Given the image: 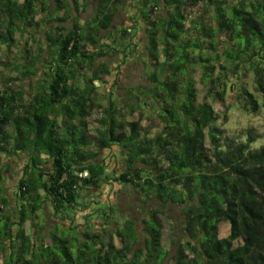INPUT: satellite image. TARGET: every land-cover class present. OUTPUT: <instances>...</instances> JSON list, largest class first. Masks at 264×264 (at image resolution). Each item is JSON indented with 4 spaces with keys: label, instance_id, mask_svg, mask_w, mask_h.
I'll return each mask as SVG.
<instances>
[{
    "label": "trees",
    "instance_id": "trees-1",
    "mask_svg": "<svg viewBox=\"0 0 264 264\" xmlns=\"http://www.w3.org/2000/svg\"><path fill=\"white\" fill-rule=\"evenodd\" d=\"M88 2L0 0V62L14 74L0 87V264H163L164 218L176 245L170 264H264V144L251 145V129L226 139L212 105L232 89L242 110L264 106V0H137L138 18L119 27L125 0H96L81 23L73 11ZM140 30L141 82L121 90L120 107L111 90L100 105L96 83L121 66L113 54L125 62L126 35ZM28 39L35 46L22 48ZM95 110L93 137L85 130ZM145 110L160 124L153 137L140 125ZM113 148L119 159L108 166L95 159ZM16 173L11 199L5 180ZM107 183L135 193L140 221L109 215L105 200L83 214H98L99 229L77 221L93 187ZM43 204L54 231L38 220Z\"/></svg>",
    "mask_w": 264,
    "mask_h": 264
},
{
    "label": "rangeland",
    "instance_id": "rangeland-1",
    "mask_svg": "<svg viewBox=\"0 0 264 264\" xmlns=\"http://www.w3.org/2000/svg\"><path fill=\"white\" fill-rule=\"evenodd\" d=\"M88 6L87 9L84 10V12H74L73 15H78V18L80 19V22L82 23L84 20L90 17L91 15V5L95 3L96 0H88ZM53 2V1H52ZM53 4V3H52ZM137 4V0H135L132 4L130 0H125L124 6L120 8L118 11L114 21L117 24H122L124 25L127 23V16L132 17V19L138 18L137 16V8L135 7ZM162 4V2H161ZM133 5V6H132ZM194 11V10H193ZM60 14V12H58ZM43 14H39L36 16L37 19H39L40 16ZM135 21V20H134ZM118 26V25H117ZM46 25L42 22L40 23L39 27L37 28L36 32L37 35L35 36L36 38L41 37L43 34L44 30L46 29ZM119 27V26H118ZM32 28H29V31H32ZM132 33L128 32L126 35V38L129 40L131 39V45L126 46V53L128 52V58L122 60V54L116 53L113 54L110 58V62L112 67L115 68V64H120L121 66L117 69H112L113 71L111 74H103L102 79L103 83L97 82L96 85L98 87L99 91V97H100V105L105 106L107 102V91L111 90V98L116 101L118 107L121 105V101L117 98L118 95L120 94L121 90H125L131 85H135L139 82H141V74L143 73V70L141 67L144 66V60L146 61L145 57V50H144V45H145V36L144 33L140 31L136 32V37H131ZM43 36V35H42ZM17 37V35H16ZM26 37V35L24 36ZM104 42H107L105 38L102 39ZM28 44L23 43V46L27 47H33L35 44L31 41V39H28ZM136 45V46H135ZM17 48H12L13 53H15ZM4 52V51H3ZM11 53V57L12 54ZM4 54V53H3ZM118 54V55H117ZM10 55V54H9ZM14 57L15 54H13ZM144 58V60H143ZM7 58L5 57L3 61L7 62ZM6 62H0V87L3 85L2 84V78H5L7 76H14V74H10L12 72L9 71V68L6 66ZM243 82H246V84L249 86L250 85V75L247 73H243V76L241 78ZM23 79L21 78H16V79H8L7 84L8 85H14L18 83H22ZM15 86V85H14ZM250 87V86H249ZM115 92V94H114ZM198 92L199 94L203 93V90L198 87ZM213 108L215 110V113L219 115V119L217 120V125L223 130V135L226 139H236L240 141L241 139H245L247 137V129H251L252 132L255 135L254 140L252 141V146H259L261 144H264V106H261L260 110L257 113H251L249 111H244L240 108V102L236 98V93L230 89L224 96L222 100H215L213 102ZM124 113V112H123ZM124 118L126 120L128 119H134L137 120L139 115L135 112L131 116L127 115L124 113ZM100 113L95 110L92 112L91 116L88 118L87 122L88 125L86 126V132L88 135H91L95 137L97 136V128L99 127L98 125V118L100 117ZM225 117V119L223 118ZM140 125L144 127L145 132L149 137H153L155 133H157L160 130V124L158 120L155 118L154 115L151 114L149 110L143 111V116L140 121ZM8 129V127H6ZM82 132V131H81ZM78 134V133H77ZM224 141V139H223ZM93 151L95 150V146L91 144L89 146ZM114 155H108L109 153L105 150L100 151L98 153L99 156L95 158L96 160H104L105 162L104 165H107V158L115 156V158L119 159V152L115 148L112 149L110 152ZM113 160V158H112ZM111 161H109L110 163ZM17 166L20 164L17 162L15 163ZM108 166V165H107ZM109 168V167H108ZM109 169L105 171V173H109ZM13 172V171H12ZM18 176V173L15 175L10 174L7 176L5 183L7 185V192L10 194V198H13L14 194V189L13 185L16 183V177ZM93 191L95 194L87 197L85 200L89 202V207L83 212H79L77 214L78 218L77 221L79 223H84L87 224L91 219L93 221V224L96 226V229H99V223H100V218L98 217V214H96L97 217H92L91 219L85 220L83 218L84 213H89L94 210L97 206L103 207L104 200L105 201H110L114 202L113 203V211H109V215H115V217H119L124 214H130L134 217H136L139 221L141 220L142 216L137 212V208H140V203L137 200V196L135 195L134 192L130 191L129 188L123 189L121 185H116L114 184L111 185L110 183L104 184L101 188H94ZM98 189V190H97ZM103 189V190H102ZM83 197H86V194L82 193ZM101 202H103L101 204ZM12 203V202H11ZM100 203V204H98ZM42 209L39 211V218L41 223H45L46 229L45 230H51L54 231V229L57 227L55 224L57 221L53 218V216L48 212V206L43 204ZM175 207V206H174ZM172 208V211L174 214L179 217L180 215L177 212V209ZM99 208V207H98ZM100 210H98L97 213H99ZM100 214V213H99ZM114 217V216H113ZM41 218L44 221H41ZM165 221L163 223L164 227V235L162 238V246L165 250L168 251V257L165 259V262L163 264H170L171 258L174 256V249H175V244L172 242L173 239V229L171 230V226L168 223V219L164 218ZM28 222H25V230L28 233L29 232V227H28ZM27 226V227H26ZM113 226V224H112ZM228 224L226 222H221L219 224L218 228V233L219 236H225L228 233ZM45 230L43 232H45ZM177 234V233H176ZM175 235V234H174ZM116 241V240H115ZM241 242V241H240Z\"/></svg>",
    "mask_w": 264,
    "mask_h": 264
},
{
    "label": "built area",
    "instance_id": "built-area-1",
    "mask_svg": "<svg viewBox=\"0 0 264 264\" xmlns=\"http://www.w3.org/2000/svg\"><path fill=\"white\" fill-rule=\"evenodd\" d=\"M87 174V172L86 171H84L82 174H79V176H85Z\"/></svg>",
    "mask_w": 264,
    "mask_h": 264
},
{
    "label": "crops",
    "instance_id": "crops-1",
    "mask_svg": "<svg viewBox=\"0 0 264 264\" xmlns=\"http://www.w3.org/2000/svg\"><path fill=\"white\" fill-rule=\"evenodd\" d=\"M108 159V158H107Z\"/></svg>",
    "mask_w": 264,
    "mask_h": 264
}]
</instances>
